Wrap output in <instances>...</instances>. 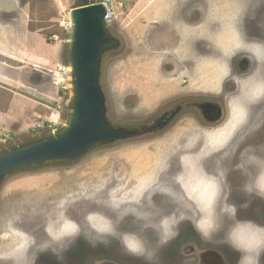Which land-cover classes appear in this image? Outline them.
<instances>
[{
    "label": "rangeland",
    "instance_id": "374dc122",
    "mask_svg": "<svg viewBox=\"0 0 264 264\" xmlns=\"http://www.w3.org/2000/svg\"><path fill=\"white\" fill-rule=\"evenodd\" d=\"M163 1L174 0L115 4L110 28L124 33L125 45L104 61L102 84L109 96V116L116 123H147L168 96L185 86L221 95L228 70L220 53L229 49L231 59L237 51L233 32L240 22L246 36L260 33L259 46H245L259 64L258 79L253 78L243 96L232 95L231 120L223 126L207 128L192 117L166 133L121 142L73 165L45 166L8 177L0 192V256L25 257L36 244L42 253L35 264L63 259L94 264L86 257L95 250L93 256L110 257L116 264H194L179 247L183 241L212 240L219 250L227 238L232 247L229 262L264 264V229L256 227L264 226V173L256 184L261 196L252 198L242 191L251 179L247 169L264 167V122L255 120L243 129L252 96L264 100V0H234L243 6L240 16L223 12L229 18H219L213 10L212 56L179 54L173 82H163V53L146 46L148 28L157 25L153 21L165 11L158 6ZM195 1L185 5L193 9ZM79 3L0 1V8L9 9L0 21L8 25L19 16L22 23L30 20L36 37L32 44L9 39L0 51V148L66 121L70 91L55 79V70L67 62L69 35L60 22ZM235 10L236 14L239 9ZM183 64L191 66V72H184ZM242 100L246 102L240 105ZM236 144L241 145L230 148ZM228 181L234 189L229 199ZM32 260L22 264H33Z\"/></svg>",
    "mask_w": 264,
    "mask_h": 264
},
{
    "label": "flooded vegetation",
    "instance_id": "af4514ba",
    "mask_svg": "<svg viewBox=\"0 0 264 264\" xmlns=\"http://www.w3.org/2000/svg\"><path fill=\"white\" fill-rule=\"evenodd\" d=\"M192 0L183 1V0H174V1H163L161 2V7L165 8V11L160 15L157 20L153 22L157 25H153L151 28H148L149 37L146 39L149 51L153 53H163L164 61L161 65V73L163 77V82H173L175 79L174 73L177 70L174 67H178V55L189 56L192 55H201L206 57L212 56L213 46L211 41V22H212V11L217 10L218 17H227L228 15L223 16V12H227L229 15H238L243 12L244 9L241 5V2L236 3L234 0H223L225 5H222L221 0H217L215 4L212 0H197L193 2L197 4V7L193 9L188 8L185 4L190 3ZM243 1V0H242ZM123 5V4H122ZM185 5V6H184ZM229 8H231L229 10ZM235 8L239 9L235 14ZM230 15V17H231ZM240 16V15H238ZM250 17V15L248 14ZM247 16V17H248ZM229 18V16L227 17ZM245 18V17H244ZM243 18V21H244ZM255 17L253 16V19ZM221 22V21H220ZM232 22H238L234 20ZM222 24V22H221ZM234 29V36L237 40V51L233 52L231 59H228L229 49L223 48L220 55L222 57V65L227 68V73L224 78L223 93L221 95L206 93L196 90V87H186V89L173 93V95L168 96L158 107L157 113L154 115L153 119L144 123L142 127L138 129L140 137H148L155 134L166 133L168 130L173 129L181 121L194 119L200 121L207 128H216L223 126L230 121V101L232 95L236 92L238 96H243V91L253 82V78L258 79L259 64L250 57L249 50L245 47L250 45L255 48L260 44V33L255 37L246 36V27L244 23L240 22L236 24ZM118 38H122V31L118 28H115ZM125 36V35H124ZM232 52V50H231ZM188 60L187 58L184 59ZM190 60V59H189ZM190 65V64H189ZM185 67L184 72L191 70V66L183 64ZM192 70H195L194 65ZM173 74V75H172ZM189 76V75H188ZM187 82V80H185ZM190 83H192L190 81ZM235 88H240L235 91ZM253 97V105L249 106L248 110H251L250 117L245 119V125L243 129L255 120L260 123L264 122V100H260L257 96ZM246 101L242 100L240 105L245 104ZM249 103V102H248ZM243 107V111L246 109ZM242 134V133H241ZM259 134V133H258ZM138 135V136H139ZM137 136L131 137L130 140L135 139ZM241 144H236L230 146V148L237 149ZM264 173V167L257 170L255 168H248L247 174L251 179L243 185L242 191L246 196L256 198L261 196V193L256 186L259 179ZM225 181V180H224ZM226 183V182H225ZM227 184L229 192L227 197L234 194V189L232 190V185L230 181ZM237 190V189H236ZM255 225V224H253ZM256 226V225H255ZM260 230L264 229L263 225L256 226ZM251 233V230L249 231ZM250 238V237H249ZM253 239V238H251ZM212 240H207L206 242L201 240H186L181 243L179 247H182V253L187 256L186 259H191L194 261V264H234L235 259L229 262L228 255L230 254V240L225 239L222 241L224 246L222 249L213 248L211 244ZM181 242V240H179ZM185 242V243H184ZM201 242V243H200ZM183 245V246H182ZM28 256L25 257H15V256H0V264H22L27 261L29 258L33 257V264L36 263V259L42 253L40 247L30 246ZM228 250L226 251L225 250ZM98 252L92 251L91 255L87 256V261L92 259L94 264H116V261L110 257H100L93 256ZM228 253V255H227ZM34 254V256H33ZM37 254V255H35ZM31 255V257H30ZM227 255V257H225ZM228 258V259H227ZM110 259V260H109ZM91 261V263H92ZM118 261V260H117ZM57 263L50 262L49 264H76L77 262L64 260L62 262L56 261ZM71 262V263H69ZM26 263V262H25ZM80 261L78 262V264Z\"/></svg>",
    "mask_w": 264,
    "mask_h": 264
},
{
    "label": "water",
    "instance_id": "95a60500",
    "mask_svg": "<svg viewBox=\"0 0 264 264\" xmlns=\"http://www.w3.org/2000/svg\"><path fill=\"white\" fill-rule=\"evenodd\" d=\"M108 14L105 2L77 6L66 14L71 24L66 41L70 91L67 119L57 129L0 148V192L8 177L17 173L73 165L98 150L140 136L137 131L143 124L116 123L109 116L103 64L125 44L110 28Z\"/></svg>",
    "mask_w": 264,
    "mask_h": 264
},
{
    "label": "crops",
    "instance_id": "0c3cea01",
    "mask_svg": "<svg viewBox=\"0 0 264 264\" xmlns=\"http://www.w3.org/2000/svg\"><path fill=\"white\" fill-rule=\"evenodd\" d=\"M1 2L4 3V0H0ZM183 1H189V0H183ZM122 2V0H121ZM3 6H5V4H3ZM158 6H161L158 5ZM16 7H18L16 5ZM8 8H4L2 9V6L0 8V15L2 14V12H8ZM20 17V16H19ZM19 17L14 20L12 23H9L8 25L5 24V22L0 21V51L4 50V46H5V41L7 40H27L29 44H32L33 39L36 40V37L32 36V31L30 28V20H26L24 23L21 22V20L19 19ZM6 26H8V28L10 27L9 32H6ZM60 98V96H59ZM57 100L58 97H56ZM52 112V111H51ZM57 111L55 110L54 112L51 113L52 117L48 116V120H52L54 118L53 114H56Z\"/></svg>",
    "mask_w": 264,
    "mask_h": 264
},
{
    "label": "built area",
    "instance_id": "2783aa9c",
    "mask_svg": "<svg viewBox=\"0 0 264 264\" xmlns=\"http://www.w3.org/2000/svg\"><path fill=\"white\" fill-rule=\"evenodd\" d=\"M121 0H91V3H95V2H105L108 6V20H113L116 16V10H115V4ZM61 26L64 28V30L66 32L69 31L70 28V20L69 18L65 15V17L63 19H61L60 22ZM55 37L57 38L58 36L55 35ZM55 79H57L56 84H67V88L69 87L68 85V79H69V75H68V67L66 64H60L58 70H55Z\"/></svg>",
    "mask_w": 264,
    "mask_h": 264
},
{
    "label": "trees",
    "instance_id": "16d2710c",
    "mask_svg": "<svg viewBox=\"0 0 264 264\" xmlns=\"http://www.w3.org/2000/svg\"><path fill=\"white\" fill-rule=\"evenodd\" d=\"M91 3V0H80L79 6L88 5Z\"/></svg>",
    "mask_w": 264,
    "mask_h": 264
}]
</instances>
